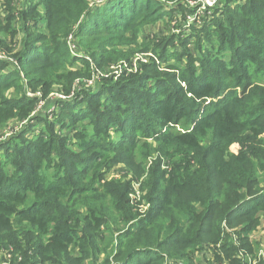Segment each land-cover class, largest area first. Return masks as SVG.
<instances>
[{"label":"trees","instance_id":"trees-1","mask_svg":"<svg viewBox=\"0 0 264 264\" xmlns=\"http://www.w3.org/2000/svg\"><path fill=\"white\" fill-rule=\"evenodd\" d=\"M98 1L0 0V125L20 128L0 140V254L202 264L210 247L215 264H249L264 215V0H219L182 32L152 29L183 20L182 0ZM55 86L66 98L50 100Z\"/></svg>","mask_w":264,"mask_h":264},{"label":"built area","instance_id":"built-area-1","mask_svg":"<svg viewBox=\"0 0 264 264\" xmlns=\"http://www.w3.org/2000/svg\"><path fill=\"white\" fill-rule=\"evenodd\" d=\"M182 2L190 9L189 11H192L190 15H185V23L183 24V26H187L194 19H195L194 22L200 23V21H201V18L200 17L202 15H204V14H209L210 13V9L212 7H214L215 5H217L218 2H219V0H182ZM172 21H174V20H172ZM174 30L177 31L178 29L177 28H174ZM70 38H71V35H69L68 40ZM71 48H73L72 45H71ZM93 78L92 79H88L85 82L87 84H91L95 80ZM57 96H59V95H57ZM63 98H66V97L63 96V95H60L59 96V99H63ZM42 105L43 104L40 103L38 105V109H40L42 107ZM15 129H16V127L8 126L6 131L8 133H12L13 131H15ZM135 186L136 185L134 184V187ZM135 190H136V187H135ZM138 194H139V192H137V190H136V196H138ZM131 197H133V195H131ZM263 216H261V218H260V222H259V225H258L257 230L253 231L252 233L260 232V231H262L264 229V218H263ZM222 225L225 226L224 223H222ZM226 229H228V228L226 227ZM251 234H250V237L252 236ZM232 238H233L234 242H237L236 235H232ZM209 251H210V247L204 249V251H202L200 253H197V256L200 259V261L202 262V264H204V261L201 260V259H203L202 258V255L204 253H207V252H208L207 253V256L208 257L207 258L210 261L209 264H215V258L212 257V255L209 254ZM247 259H248L249 264H256L257 260L259 261L260 259H264V250L262 248H260L258 250L256 259L251 258V256H247ZM17 262H18L17 259H16V261L10 262V255H9L8 252H6V254L5 253L0 254V264H16ZM170 264H180V263H174V262H172ZM205 264H207V262H205Z\"/></svg>","mask_w":264,"mask_h":264},{"label":"rangeland","instance_id":"rangeland-1","mask_svg":"<svg viewBox=\"0 0 264 264\" xmlns=\"http://www.w3.org/2000/svg\"><path fill=\"white\" fill-rule=\"evenodd\" d=\"M191 12L192 11H181V10H179L178 11V14L180 15V17H182L183 18V20H181L180 22L178 21V20H174V21H172L171 20V23H167V22H164V21H161V22H159V23H157V25H156V27L158 28V29H162L163 27L164 28H166L167 29V25H168V27H171V29H173V28H177V29H179L180 30V28H181V32L184 30V29H186L187 28V26H179V25H182V24H184L185 23V15H190L191 14ZM195 21V19L193 20V21H191V22H194ZM155 27V26H154ZM178 27H180V28H178ZM148 29H149V27H148ZM165 29V30H166ZM173 31V30H172ZM152 32L151 31H149L148 32V34H151ZM149 53H147V52H144V53H141V52H137V53H135L133 56H134V62H133V64H135L137 61H136V59L137 58H142V57H144L145 55H148ZM53 92V96H50V100H53L54 98L55 99H59L58 97L60 96H57V94H58V92H57V87L55 86L54 87V91H52ZM51 110V109H50ZM50 110H44L43 111V114H45V115H47V116H51V113H50ZM9 123V126H11V127H16V123L17 122H14L13 120H11V121H9L8 122ZM6 129H7V127L6 128H4V126H2V125H0V140H3L4 138H6V137H9L12 133H8L7 131H6ZM35 129V128H34ZM37 129V128H36ZM35 129V130H36ZM15 131L16 132H18V131H20V128L17 126L16 127V129H15ZM14 131V132H15ZM164 161V160H163ZM115 168V170L116 171H121V170H123V168L122 167H118V166H115L114 167ZM109 174V173H108ZM135 187H136V190H137V192H139V184L138 183H135ZM139 195H140V192H139ZM135 196H136V193H135ZM146 207V206H145ZM145 207H143V208H145ZM263 218H264V216H263ZM263 231V230H262Z\"/></svg>","mask_w":264,"mask_h":264},{"label":"crops","instance_id":"crops-1","mask_svg":"<svg viewBox=\"0 0 264 264\" xmlns=\"http://www.w3.org/2000/svg\"><path fill=\"white\" fill-rule=\"evenodd\" d=\"M153 30H156L157 27H153L152 28ZM252 236L250 237L251 240L253 241H257L258 245L261 246L259 248H262L264 250V229L263 231H260V232H256V233H252L251 234ZM263 246V247H262Z\"/></svg>","mask_w":264,"mask_h":264}]
</instances>
